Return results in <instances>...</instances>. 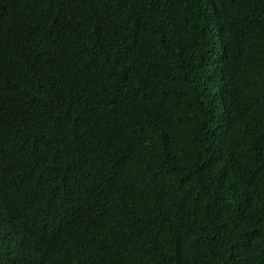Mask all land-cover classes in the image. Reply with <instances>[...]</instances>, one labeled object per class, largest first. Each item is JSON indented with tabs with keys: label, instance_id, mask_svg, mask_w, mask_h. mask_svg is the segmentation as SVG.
<instances>
[{
	"label": "trees",
	"instance_id": "trees-1",
	"mask_svg": "<svg viewBox=\"0 0 264 264\" xmlns=\"http://www.w3.org/2000/svg\"><path fill=\"white\" fill-rule=\"evenodd\" d=\"M0 264H264V0H0Z\"/></svg>",
	"mask_w": 264,
	"mask_h": 264
}]
</instances>
